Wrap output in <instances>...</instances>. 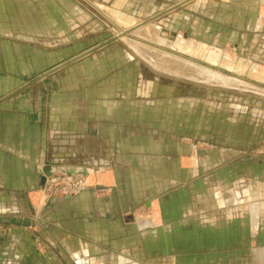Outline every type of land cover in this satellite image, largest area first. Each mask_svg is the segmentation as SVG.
I'll return each instance as SVG.
<instances>
[{"label":"rangeland","instance_id":"374dc122","mask_svg":"<svg viewBox=\"0 0 264 264\" xmlns=\"http://www.w3.org/2000/svg\"><path fill=\"white\" fill-rule=\"evenodd\" d=\"M39 5L47 16L56 19L60 13L56 29L61 39L0 38L1 54L13 51L15 71L34 65L40 55L47 66L58 61V55L64 63L102 46L54 75L73 70L77 73L71 75L90 87L108 82L122 89L124 84L125 96L140 102L141 113L152 112V118L141 117L140 122L141 130L152 129V180L159 186L169 175H178L173 187L155 196L188 195L199 224L189 217L185 225L194 226L191 232L152 234V264H254L255 253L264 250V0H42ZM126 18L129 24H122ZM257 21L259 29L253 26ZM121 24L126 36L116 39L123 32ZM150 24L155 36L147 39L150 31L141 28ZM133 36L145 41L142 46H132ZM183 44L202 53L214 48L217 60L206 63L199 56L205 65L196 63V55H180L177 47H186ZM21 53L27 56L23 59ZM176 53L180 63L194 61L195 69L213 70L216 76L205 77L182 65H159L158 57ZM53 67L40 73L31 68L29 73L0 72V82L11 79L32 87L52 78L53 73L42 77ZM151 85H156V94L148 96ZM28 93L37 96L40 91ZM193 156L197 170L186 182L178 170L180 161L192 162ZM45 183L42 195L54 198L45 195ZM195 196L198 207L193 208ZM27 207L26 214L13 215L12 227H0V264H117L116 259H85L80 251L73 253L75 261L66 246L56 242L51 217ZM138 210L137 217L149 219L144 205ZM137 217L129 216L132 222Z\"/></svg>","mask_w":264,"mask_h":264},{"label":"crops","instance_id":"0c3cea01","mask_svg":"<svg viewBox=\"0 0 264 264\" xmlns=\"http://www.w3.org/2000/svg\"><path fill=\"white\" fill-rule=\"evenodd\" d=\"M40 1L0 0V38L44 41L47 36L52 43L59 42L56 27L61 24L60 13L56 19L50 13L47 16ZM259 23L253 26L259 29ZM3 51L0 72L4 73H29V68L40 73L63 64L58 55V61L44 66L45 56L40 55L34 65L15 71L13 51ZM71 72L74 71L54 72L52 78L32 87L11 79L0 82V227H12L13 215L26 214L29 205L41 217H51L50 228L56 231V242L66 246L74 258L73 253L80 251L83 258L99 257L102 263L116 259L117 264H124L125 260L152 264V234L191 232L194 226L185 225L189 217L194 218V225H199L188 195L155 196L173 187L178 175H169L159 186L155 178L152 180V129H140L141 117L152 118V112L142 114L140 102L125 96L124 84L122 89L108 82L90 87ZM154 86L148 89V96L156 94ZM22 89L26 90L22 95L12 93ZM104 89L108 92H102ZM31 90L40 93L32 96L28 93ZM5 94L8 96L3 97ZM46 160L52 163V171L64 168L83 173L88 189L52 203L48 209L42 207L41 178ZM195 165L194 156L192 162L180 161L178 170L186 182L196 173ZM196 196L193 208L198 207ZM142 205L147 208L149 219L137 217ZM132 213L137 217L135 222L129 218ZM41 223L49 224L46 219ZM200 226L201 230L204 225ZM199 232L204 241L203 232Z\"/></svg>","mask_w":264,"mask_h":264},{"label":"bare ground","instance_id":"6f19581e","mask_svg":"<svg viewBox=\"0 0 264 264\" xmlns=\"http://www.w3.org/2000/svg\"><path fill=\"white\" fill-rule=\"evenodd\" d=\"M126 20H127V18L126 19H121V23L122 24L123 23L129 24L128 22H125ZM115 22H116V20H115ZM122 24H121L120 27L118 26L123 31L122 34L119 35L120 39L126 36L124 34L126 32L125 31V27ZM152 29H153L152 28V24H150L148 27L141 28V30H149L150 31L149 32V36L146 37L147 39L152 38V34L155 36V34L152 32ZM141 30H140L139 33H141ZM137 34H138V32H137ZM130 39L133 40L132 46L135 47V48H139V46H142L143 42H145V41H142V39H140V38H138L136 36L134 38H130ZM185 46L186 47L179 46L177 48L182 50L183 53L194 54V55H196L195 57L202 56V58H204V59H206L208 61H216L217 60L218 53L216 51H209V53L203 54V53L199 52L198 50L192 49L190 46H187V45H185ZM171 51L174 52L173 50H171ZM176 54L177 55L173 54V55H175L174 57H171V56H169L168 58L167 57H160V58L158 57L157 59H158L159 65L161 64L160 66H166V67H174V66L181 67V65H182V68H185L186 70H189V71H192V72H196L197 71L198 73H200L201 75H204L205 77H209V76H213L214 77V76H216V74H215V72H213V70H205V69L198 68L199 69V71H198L197 69L194 68V67H196V66H194L195 64H193L194 61H196V63L202 64V65L205 62H203V61L201 62L200 60L194 59V61L183 62V64H182L177 59V57H179L178 53H176ZM180 55L187 57V55H185V54H180ZM206 63H208V62H206ZM227 63L231 64V62H227ZM200 74H198V75H200ZM225 80L226 79H223V81H225ZM81 193H79V194H81ZM254 231H255V229H254ZM254 264H264V250H261V251H258V252L255 253V255H254Z\"/></svg>","mask_w":264,"mask_h":264},{"label":"built area","instance_id":"2783aa9c","mask_svg":"<svg viewBox=\"0 0 264 264\" xmlns=\"http://www.w3.org/2000/svg\"><path fill=\"white\" fill-rule=\"evenodd\" d=\"M85 181L75 174H52L46 178L44 192L52 197H69L83 189Z\"/></svg>","mask_w":264,"mask_h":264},{"label":"water","instance_id":"95a60500","mask_svg":"<svg viewBox=\"0 0 264 264\" xmlns=\"http://www.w3.org/2000/svg\"><path fill=\"white\" fill-rule=\"evenodd\" d=\"M116 39H119V37H117ZM116 39H115V40H116ZM113 40H114V39H113ZM101 47H102V46H98V47H94V48H92V49H90V50H88V51H85L84 53H82V54H80V55L74 57L73 59H71V60H69V61H67V62H65V63L59 65V67H56L55 69H52L50 72L44 74L43 77H46V76L50 75L51 73H53V72H55V71H57V70H60V69H62V68H64V67H66V66L69 65V64H72V63H74V62H76V61H79V60H81V59H83V58L89 56L91 53L95 52L96 50L100 49ZM44 166H45V167L43 168V175H42V178H41V184H42V185L45 183V180H46L47 177H50L52 174H59V173H62V174H75V175L82 176V178H83L84 181H85V185H84L83 189H82L80 192H78V193H76V194H74V195H72V196H69V197H64V198H63V197H58V198L54 197V198H49V199H48V197L43 196L42 199L44 200V205H42V207H46V206L48 205V202H49V201L52 202V203L60 202V201H63V200L69 199L70 197L77 196L79 193H81V192H83V191H85V190L88 189L87 177H86L83 173H78L76 169H64V168H61V169H59V170H57V171H52V166H53V165H52V163H51L49 160H46ZM34 210L37 212L36 209H34ZM37 213H38V212H37ZM39 216H40V215H39ZM73 258H74V257H73ZM74 260L77 261L76 258H74ZM77 262H78V261H77Z\"/></svg>","mask_w":264,"mask_h":264}]
</instances>
